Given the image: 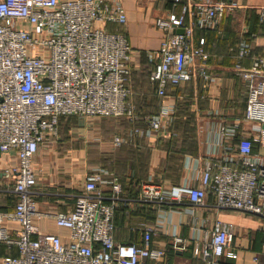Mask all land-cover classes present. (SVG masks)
Wrapping results in <instances>:
<instances>
[{"label": "built area", "instance_id": "built-area-1", "mask_svg": "<svg viewBox=\"0 0 264 264\" xmlns=\"http://www.w3.org/2000/svg\"><path fill=\"white\" fill-rule=\"evenodd\" d=\"M235 6L227 0H186L179 14L156 19L164 37L150 55L155 62L150 80L159 98L199 78L204 87L215 80L209 72L207 40L197 38L196 32L219 30L224 15ZM255 8L264 26V5ZM127 21L120 0H0V150L18 156L17 164L6 169L14 182L15 208H0V244L17 247L18 254L1 264H159L167 251L152 247L151 241L169 217L162 205H203L209 194L220 208L264 217V54L252 56L254 44L242 34L231 51L236 58L233 70L247 88L243 125H220L221 155L202 168L195 166L184 183L166 186L151 178L138 183L135 201L157 207L154 224L139 226L142 243L115 239L116 211L130 198L120 177L103 167L88 173L84 193L73 208L55 215L56 224L69 230L68 241L36 225L34 218L44 214L33 199L38 185L33 158L48 136H59L63 116L142 122L119 130L112 139L115 147L172 134L175 105L162 103L157 113L140 116L130 100L133 46L120 28H107L108 23L120 27ZM23 23L33 29L23 28ZM39 47L45 49L43 55ZM249 57L252 62L246 66L243 59ZM6 219L18 222L21 229L11 232L4 226ZM234 239L230 226L218 219L211 230L192 237L194 256L201 264H230L228 260L238 258ZM184 242L174 235V246ZM254 261H259L257 256Z\"/></svg>", "mask_w": 264, "mask_h": 264}, {"label": "crops", "instance_id": "crops-1", "mask_svg": "<svg viewBox=\"0 0 264 264\" xmlns=\"http://www.w3.org/2000/svg\"><path fill=\"white\" fill-rule=\"evenodd\" d=\"M120 1L126 9L128 21L120 27L115 23H108L107 28L110 31L120 28L133 46L130 100L136 106L138 114L145 116L157 113L162 103L173 104L177 109L188 102L186 108L192 111L194 119L189 121L175 116L169 137L136 139L130 145L115 147L112 139L122 127L141 125L142 122L132 123L117 117L63 116L60 119L59 136H48L34 155L33 169L38 185L34 188L33 199L37 211L44 214L40 218H34L39 229L58 234L66 241L69 230L56 224L55 215L73 208L78 196L84 193L87 175L92 169L103 167L116 173L130 198L127 205H120L116 211L115 239L119 242L142 243L143 231L139 226L142 222L154 224L157 207L135 201L138 182L151 178L166 186L184 183L185 179L193 175L195 166L202 168L208 159H216L221 155L223 146L217 145L220 125H233L235 121H240L243 125L247 88L233 70L236 58L231 47L239 40V35L234 37L233 33L227 31L225 19L228 11L221 20L219 30L196 32L197 38L204 36L207 40L206 47L210 52L208 67L215 80L204 87L199 78L170 90L168 96L162 99L157 95L156 84L150 80L155 67L150 55L156 53L164 37V32L156 25V19L179 14L181 5L186 0H181V3H176L175 0ZM227 1L235 4L240 2ZM260 5H264V0L246 3L245 6L254 8ZM22 27L33 29L28 23H23ZM252 42V56H255L259 54L255 46H264V36L256 37ZM37 50L41 55L45 53L42 47ZM251 62L252 57L243 59L246 66ZM186 125L188 127L185 129ZM189 127H195V134H190L192 131ZM242 132L240 130L233 138V143L238 142ZM172 136L174 138L170 140ZM183 140L185 143L181 147ZM255 151H259L258 145ZM17 162L15 152H1L0 208L3 211H11L16 205L17 199L12 192L14 182L7 175L6 169ZM162 206L169 217L152 235L151 241L152 247H162L167 251L164 261L159 264H201L200 259L194 256L192 237L211 230L218 219L228 224L235 234L233 245L238 258L228 260L230 264H264V217L220 208L216 205L213 194L208 195L203 205L184 202ZM4 226L13 233L21 229L18 222L9 219L4 221ZM174 235L183 238L185 242L174 246ZM17 254V247L9 249L6 244H1L0 264L5 257ZM255 256L258 257V262L254 261Z\"/></svg>", "mask_w": 264, "mask_h": 264}, {"label": "rangeland", "instance_id": "rangeland-1", "mask_svg": "<svg viewBox=\"0 0 264 264\" xmlns=\"http://www.w3.org/2000/svg\"><path fill=\"white\" fill-rule=\"evenodd\" d=\"M239 1L240 2H238V4L236 3L237 5L232 10H229L227 13L228 16L225 19L227 31L228 33H233L234 37L236 35H239V39L243 35L246 37L256 38V35L261 31V27L259 26V21H258L259 20L258 12L255 7L254 8L246 7L245 5L246 3H254L257 2L258 0H239ZM250 33L251 35H249ZM255 47L257 52L259 53L258 55L264 54V46L257 44ZM183 101H185V99ZM184 103H185L184 107L182 106V109L179 110L178 117H182L186 119H194V117L192 116L193 114L192 111L186 108L188 102H184ZM126 128L128 127H122L121 129L124 130ZM190 129L192 131V133L190 134H195V127H191Z\"/></svg>", "mask_w": 264, "mask_h": 264}, {"label": "trees", "instance_id": "trees-1", "mask_svg": "<svg viewBox=\"0 0 264 264\" xmlns=\"http://www.w3.org/2000/svg\"><path fill=\"white\" fill-rule=\"evenodd\" d=\"M259 21V20H258ZM259 26L261 27V31H260V33H256L257 35H256V37H258V36H264V26H262V25H260L259 24ZM253 33V32H252ZM249 35H251V33L249 34ZM250 38V40H252V39H254L255 37H249ZM180 109H182V107H178L176 110V114H175V116L177 117V116H179V110ZM191 119H189V121H190ZM189 121H188V124H189ZM188 126L186 125L185 126V129L187 128ZM190 128V127H189ZM192 135V134H191ZM174 138V136H172L171 138H170V140H172ZM184 143H185V140H183L182 141V144H181V147H183L184 146ZM140 182V181H139ZM138 182V183H139ZM118 210V209H117ZM1 245V244H0Z\"/></svg>", "mask_w": 264, "mask_h": 264}, {"label": "water", "instance_id": "water-1", "mask_svg": "<svg viewBox=\"0 0 264 264\" xmlns=\"http://www.w3.org/2000/svg\"><path fill=\"white\" fill-rule=\"evenodd\" d=\"M176 32L177 33H182L183 32V29H177ZM0 155H1V150H0Z\"/></svg>", "mask_w": 264, "mask_h": 264}]
</instances>
